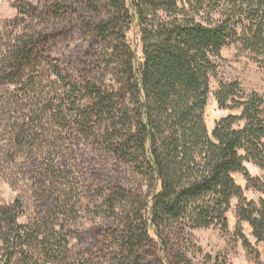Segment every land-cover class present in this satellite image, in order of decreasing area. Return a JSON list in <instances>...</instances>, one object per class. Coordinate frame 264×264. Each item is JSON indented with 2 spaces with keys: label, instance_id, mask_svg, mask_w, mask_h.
<instances>
[{
  "label": "trees",
  "instance_id": "16d2710c",
  "mask_svg": "<svg viewBox=\"0 0 264 264\" xmlns=\"http://www.w3.org/2000/svg\"><path fill=\"white\" fill-rule=\"evenodd\" d=\"M16 9L0 88L25 91L42 72L52 77L59 98L41 113L64 138L91 145L104 178L84 187L100 223L76 228L75 189L63 188L56 166L42 165L35 180L49 209L21 224L20 201L0 205V264H192L189 232H226L233 199L234 235L259 264L240 224L264 243V198H245L234 175L264 196L245 168L264 172V99L218 80L214 98L229 114L211 132L204 116L223 49L236 45L264 69V0H38ZM131 28L138 47L126 38ZM35 120L18 143L41 146L52 128Z\"/></svg>",
  "mask_w": 264,
  "mask_h": 264
},
{
  "label": "rangeland",
  "instance_id": "374dc122",
  "mask_svg": "<svg viewBox=\"0 0 264 264\" xmlns=\"http://www.w3.org/2000/svg\"><path fill=\"white\" fill-rule=\"evenodd\" d=\"M185 1L180 0V3ZM20 2L36 4L38 0H0V54L4 50L1 46L11 42L19 31L14 29L13 22L18 17L16 6ZM126 38L132 46L138 47L139 35L135 28H131L126 33ZM44 72L41 73L42 79L35 88L25 91H19L12 86L0 88V205L8 206L15 200L20 201L23 207V215L19 219L21 224H27L34 218L37 210H42L41 213L46 214L49 206L41 204L39 200L38 186L44 188L41 183L37 185L35 174L42 165H54L59 169L58 172L66 177L60 182L63 183V188L75 189L72 202L74 215L70 220L76 228H89L98 225L100 218L97 216L99 210L87 202L84 187L104 178V165L102 159L93 153V148L88 142L79 140L73 143L70 138H64L65 133L52 127L48 116L41 113L44 105L49 101L55 104L59 98V90L57 86L54 89L55 85L52 84L53 78L45 75ZM108 77L106 76L107 79ZM218 80L237 81L245 94L255 93L264 99V69L253 61L249 53L236 45L223 49L221 60L218 62L217 76L210 80V94L204 116L209 132L212 131L216 121L229 113L217 107L214 92ZM236 113L239 111H233V114ZM38 115L42 120H35L34 126L39 124L43 129L49 126L52 128L49 133H44L41 146L29 147L27 143H18V133L29 123L30 118H36ZM55 131L62 133L60 138L55 135ZM62 139L64 141L58 144ZM46 142L49 144L45 145ZM65 142L68 144L63 147ZM72 155L73 160L70 158ZM248 164L249 174L259 177L264 183V172L253 164ZM234 180L243 186L244 196L248 200L257 201L260 197L264 198L261 193L246 189V182L241 175H234ZM236 203V199L231 201V207L226 214L228 224L226 232L218 226L189 232L188 257L192 264H255L248 257L241 241L234 235L237 224L234 213ZM240 225L242 234L260 253L259 264H264V243L257 244L254 241L246 223ZM70 243L69 248H72L75 241Z\"/></svg>",
  "mask_w": 264,
  "mask_h": 264
},
{
  "label": "crops",
  "instance_id": "0c3cea01",
  "mask_svg": "<svg viewBox=\"0 0 264 264\" xmlns=\"http://www.w3.org/2000/svg\"><path fill=\"white\" fill-rule=\"evenodd\" d=\"M229 114V113H228ZM227 114V115H228ZM224 116H226V115H224ZM223 116V117H224ZM222 118V117H221ZM247 165H249L248 163H245V168L247 169ZM261 171V170H260ZM235 175H240V174H235ZM239 186H241V187H243L241 184H238ZM243 223H245V222H242L241 224H243ZM247 224V223H246ZM248 225V224H247ZM248 227H249V230H250V234H251V232H252V230H251V228H250V226L248 225ZM253 238V237H252ZM254 241H255V239H254ZM251 243V242H250Z\"/></svg>",
  "mask_w": 264,
  "mask_h": 264
}]
</instances>
